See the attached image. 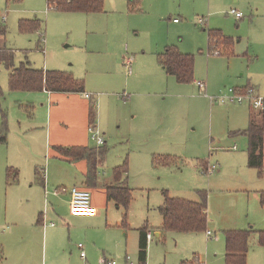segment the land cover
I'll return each instance as SVG.
<instances>
[{
  "label": "rangeland",
  "instance_id": "rangeland-1",
  "mask_svg": "<svg viewBox=\"0 0 264 264\" xmlns=\"http://www.w3.org/2000/svg\"><path fill=\"white\" fill-rule=\"evenodd\" d=\"M232 9L243 17L236 18ZM22 21H37L38 26L22 29ZM0 24L6 27L0 46L13 50L14 66L70 73L92 94L89 99L85 93L54 92L49 103L41 91H12L11 69L0 63V135L6 137L0 141V261L141 264L140 228L148 225L153 240L146 264H226L225 234L231 230L253 231L247 264H264L257 233L264 229L259 195L264 176L249 167L248 136L240 132L249 125V102L222 101L230 88L248 84L264 97V0H104L96 12L62 10L50 7L48 0H0ZM211 30L234 41L231 51L212 44ZM168 46L194 56L193 82H178L160 65L158 55ZM198 81L205 82V91ZM82 103L86 112L95 104L94 124L105 144L91 138L88 120L85 127L79 123ZM55 144L106 148L98 182L111 184L115 168H126L132 201L127 211L110 201L103 218L82 221L73 230H68L69 221L66 226L53 217L50 221L66 230L57 238L49 235L47 242L37 225L25 228L29 248L21 250L13 221L33 205L31 197L41 194L35 169L41 176L53 170L63 182L58 187L75 185L76 168L54 156ZM8 166L19 171L17 183H7ZM166 192L194 202L205 198L207 230H162L158 238ZM67 195L70 191L58 196ZM57 212L67 214L66 207ZM20 222L26 227L31 221Z\"/></svg>",
  "mask_w": 264,
  "mask_h": 264
},
{
  "label": "trees",
  "instance_id": "trees-1",
  "mask_svg": "<svg viewBox=\"0 0 264 264\" xmlns=\"http://www.w3.org/2000/svg\"><path fill=\"white\" fill-rule=\"evenodd\" d=\"M8 2H21L22 0H7ZM49 6L73 12H96L103 9L104 0H48ZM29 22V23H27ZM22 21L21 28H37V21ZM210 40L216 48L224 46L231 51L234 41L224 36L220 31L211 30ZM6 27L0 24V41H5ZM1 43V42H0ZM1 43V44H2ZM215 48V49H216ZM158 61L167 74L176 77L180 83L194 81L195 59L191 54L180 52L173 46H168L165 51L158 55ZM0 63L11 69L10 89L12 91H42L83 93L85 85L73 75L58 70H40L31 65L21 64L14 66V52L6 46H0ZM249 87V86H247ZM241 88V87H240ZM28 113H32L30 106L25 107ZM97 116L95 104L89 106V125L94 124ZM246 134L249 139L248 165L256 168L260 176H264V125L252 119L247 129L240 131ZM5 135H0V141H5ZM105 144V143H104ZM57 158L76 162L87 160L88 170L86 173L87 183L90 186H97V168L106 155V148H93L87 145L76 146H54ZM16 168L7 169V183H17L19 171ZM126 168L118 166L114 170V182L106 186L108 201L127 211L132 201V189L124 178ZM165 202L160 209L162 216L161 230L183 233L201 232L207 230L208 206L206 199L202 202H194L181 198L170 197L165 193ZM261 204L264 206V191L260 194ZM148 225L140 228L139 240V261L145 263L148 250ZM252 230L248 231H227L226 236V264H247L249 253V237ZM259 242L264 245V229L259 232ZM0 264H3L0 261Z\"/></svg>",
  "mask_w": 264,
  "mask_h": 264
},
{
  "label": "crops",
  "instance_id": "crops-1",
  "mask_svg": "<svg viewBox=\"0 0 264 264\" xmlns=\"http://www.w3.org/2000/svg\"><path fill=\"white\" fill-rule=\"evenodd\" d=\"M248 86L252 87L258 95L263 96V93H261V91L258 88L252 86L251 84H248ZM241 87H244V86H241ZM41 92L43 94H47L49 103H50L51 98L53 96H55L52 94L54 92H50V91H47L45 89L42 90ZM83 93L86 94L87 92H83ZM83 93H80V94H83ZM50 94H51V98H49ZM88 94L91 95V97L89 98V99H91L92 94L91 93H88ZM28 106H30L32 108V113H28V114L32 115L33 114V106H31V105H28ZM85 108L86 107L83 106V103L79 105V116H80L79 123L83 124L84 127H85L84 122L86 120H88V125H89V106H88L87 112L85 111ZM50 112H52V108H51ZM252 119L256 120L257 122L263 123V125H264V109L257 112V110L254 107H252L249 103V123H248L249 125H250V122ZM249 125H248V127H249ZM247 128H245V129H247ZM247 143L249 145V139H248ZM56 145L67 146V145H63V144H55V146ZM74 146H76V145H74ZM263 152H264V145H263ZM54 156L55 157L57 156V152L55 150H54ZM22 157H25V155L23 153H22ZM60 162H66L63 164H68L67 166H69V167L73 166V169L76 168L74 171L75 178L73 179V183L75 184L74 186L79 187V188L89 189V191L91 189L100 188L101 191L97 194L91 193V195H92V200H91L92 211L91 212H89L88 214H74L72 211L71 205H70V199L71 198L69 197V195L64 196V197H59L58 195L53 194V189H55L56 186L58 187L63 183L62 181H60L56 177V175L55 176L53 175L56 173L53 170L48 168L47 174H44V176H41L39 170L35 169L36 176L38 178H40V180L42 182L41 187H40L41 194L39 197L37 196V197H31V198H32V201H34V202H35V200H37L39 202V205L35 207L34 202H33V205L27 206V208L24 211H22L21 213H18L17 221H13V229L16 232V238H17V240H15V241L17 242L16 243L17 247L21 250L29 248L27 242L24 240L25 239L24 236L26 234L25 228L32 229V227L36 228L34 226L37 225V229L39 228L40 231H42L43 241L47 242L50 238L49 235H51V237L57 238L61 234H63L66 230V226L68 225V221H69V224H72L71 227L68 225L69 226L68 230H70V229L73 230V229H76L77 227H79V225L82 221L86 222L87 220L91 221L95 218H103L104 217V211H103L104 207L107 208V204H109V202H110V201H108V198H107L106 186H108L110 184L99 183L100 181L98 180V175H97V186H90L87 183V179H86V173L88 170L87 160H83V162H81V160H78L76 162H68V161L63 160ZM14 165H16V164H14ZM9 167H12V166H8L7 169ZM6 175H7V171H6ZM262 191H264V190H261L259 192V195L261 194ZM13 197L17 198L15 195ZM31 198H29V199H31ZM21 199H23V197ZM14 200H16V199H14ZM106 200H107V202H106ZM61 207H66L67 214L62 213V212H61V214H58L57 211ZM117 208H120V207L117 206ZM53 217H58L59 221L61 223L64 222L66 224V226L61 225V226L57 227L56 224L52 225L53 222H51L50 220ZM25 218L28 221H31L26 227L23 224V222H20L21 219L23 220ZM161 224H162V222H161ZM161 224H160V226H161ZM28 226H30V228ZM50 228H54V229H50ZM261 230H263V229H260L258 231L255 230V231H257V233L259 235V232ZM208 231H210V230H208ZM30 233H31V230H30ZM148 233H151V230H148ZM72 234L73 233H71V231H70L69 237H71ZM162 234H163V231L158 229L156 232V236H158V238H161ZM139 240H140V236H139ZM150 240H153V235L150 239H148V244H149ZM30 243H31V238H30ZM77 248L80 250L81 258L85 259L86 257L84 258L81 255L82 250L79 248V243L77 245ZM21 250H20V252H21ZM225 256H226V249H225ZM138 258H139V241H138ZM146 261H147V259H146ZM3 264H5V263L3 262ZM141 264H146V262L141 263Z\"/></svg>",
  "mask_w": 264,
  "mask_h": 264
},
{
  "label": "built area",
  "instance_id": "built-area-1",
  "mask_svg": "<svg viewBox=\"0 0 264 264\" xmlns=\"http://www.w3.org/2000/svg\"><path fill=\"white\" fill-rule=\"evenodd\" d=\"M231 14H233L236 18L243 17L242 12L237 11L235 9H232L230 11ZM175 21H177L175 19ZM214 54L220 55L219 50H214ZM198 86L205 91L207 89V86L205 82L198 81ZM85 96L87 98H90L91 95L86 93ZM222 101H230V102H238V103H244L249 102L252 107L258 110L264 109V97L261 95H258L256 91L252 87H241V88H230L229 89V95H226L222 97ZM89 133L91 138L96 141L99 145H103L105 143V139L103 137L102 132L100 129L96 126V124H90L89 126ZM233 149H237V145H234ZM216 167H213V170H215ZM70 191V205L72 208V211L74 214H88L92 211V195L91 192L88 189L79 188V187H72L70 190L68 188L62 186L57 187L54 189L53 194L54 195H61L64 193H67ZM55 223H52L54 225ZM209 237H212V232H207ZM152 237L151 233L147 234V239H150ZM79 248L82 250L81 255L82 257H86L84 246L82 243H79ZM127 260H129V256H127ZM128 262V261H127ZM101 264H117L115 261H109L107 259L102 260ZM129 264V263H127Z\"/></svg>",
  "mask_w": 264,
  "mask_h": 264
}]
</instances>
